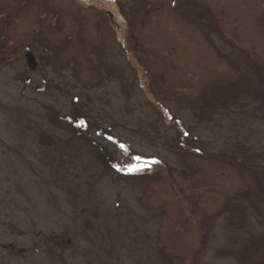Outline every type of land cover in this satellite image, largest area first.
<instances>
[{"label": "rangeland", "instance_id": "374dc122", "mask_svg": "<svg viewBox=\"0 0 264 264\" xmlns=\"http://www.w3.org/2000/svg\"><path fill=\"white\" fill-rule=\"evenodd\" d=\"M0 264H264V0H0Z\"/></svg>", "mask_w": 264, "mask_h": 264}, {"label": "trees", "instance_id": "16d2710c", "mask_svg": "<svg viewBox=\"0 0 264 264\" xmlns=\"http://www.w3.org/2000/svg\"><path fill=\"white\" fill-rule=\"evenodd\" d=\"M128 152H129V151H128ZM129 155H130V154H128V157H129V159L133 160V158H132V157H130ZM133 161H134V160H133Z\"/></svg>", "mask_w": 264, "mask_h": 264}, {"label": "snow or ice", "instance_id": "6c2138e0", "mask_svg": "<svg viewBox=\"0 0 264 264\" xmlns=\"http://www.w3.org/2000/svg\"><path fill=\"white\" fill-rule=\"evenodd\" d=\"M141 169H136V170H134V171H140Z\"/></svg>", "mask_w": 264, "mask_h": 264}]
</instances>
